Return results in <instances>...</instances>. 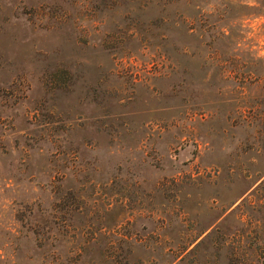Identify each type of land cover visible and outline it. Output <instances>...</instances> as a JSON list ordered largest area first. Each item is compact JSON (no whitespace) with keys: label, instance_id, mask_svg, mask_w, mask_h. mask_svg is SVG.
Wrapping results in <instances>:
<instances>
[{"label":"rangeland","instance_id":"1","mask_svg":"<svg viewBox=\"0 0 264 264\" xmlns=\"http://www.w3.org/2000/svg\"><path fill=\"white\" fill-rule=\"evenodd\" d=\"M262 20L0 0V264H235L264 229Z\"/></svg>","mask_w":264,"mask_h":264},{"label":"trees","instance_id":"2","mask_svg":"<svg viewBox=\"0 0 264 264\" xmlns=\"http://www.w3.org/2000/svg\"><path fill=\"white\" fill-rule=\"evenodd\" d=\"M31 213H24L22 215L21 221H25V218L28 219L30 217ZM52 216V219L56 218L55 215ZM15 218H18L17 216ZM256 229L251 230L250 232V244H245L238 239V243L235 247H233V253L235 254V264H264V229L262 232L259 231L258 226H256ZM27 231V229H25ZM32 230V229H29ZM18 232H21V230H17ZM32 232H38V231H32ZM259 233L262 234V237H260ZM27 233L24 234L26 236ZM245 239V237L243 238ZM16 240V238H15ZM18 248L17 245L13 246V249L16 250Z\"/></svg>","mask_w":264,"mask_h":264},{"label":"clouds","instance_id":"3","mask_svg":"<svg viewBox=\"0 0 264 264\" xmlns=\"http://www.w3.org/2000/svg\"><path fill=\"white\" fill-rule=\"evenodd\" d=\"M261 22H264V20H262Z\"/></svg>","mask_w":264,"mask_h":264}]
</instances>
